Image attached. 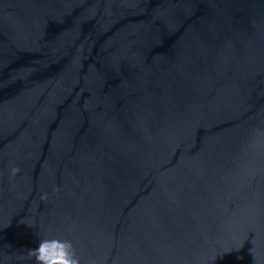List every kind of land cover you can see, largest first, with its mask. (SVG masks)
I'll return each mask as SVG.
<instances>
[{
    "label": "water",
    "instance_id": "1",
    "mask_svg": "<svg viewBox=\"0 0 264 264\" xmlns=\"http://www.w3.org/2000/svg\"><path fill=\"white\" fill-rule=\"evenodd\" d=\"M53 237L264 264V0H0V264Z\"/></svg>",
    "mask_w": 264,
    "mask_h": 264
},
{
    "label": "clouds",
    "instance_id": "2",
    "mask_svg": "<svg viewBox=\"0 0 264 264\" xmlns=\"http://www.w3.org/2000/svg\"><path fill=\"white\" fill-rule=\"evenodd\" d=\"M30 255L35 256L38 264H79L71 242L57 237L42 240L37 248L30 250Z\"/></svg>",
    "mask_w": 264,
    "mask_h": 264
}]
</instances>
